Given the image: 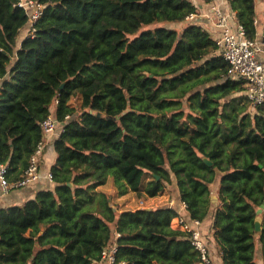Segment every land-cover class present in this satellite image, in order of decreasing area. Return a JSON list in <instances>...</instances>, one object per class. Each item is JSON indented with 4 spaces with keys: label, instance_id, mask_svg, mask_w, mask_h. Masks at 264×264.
<instances>
[{
    "label": "trees",
    "instance_id": "trees-1",
    "mask_svg": "<svg viewBox=\"0 0 264 264\" xmlns=\"http://www.w3.org/2000/svg\"><path fill=\"white\" fill-rule=\"evenodd\" d=\"M33 1L43 13L26 33L19 0H0V164L7 181L28 168L55 101L63 131L54 141L53 189L0 208V264H96L113 242L116 264H202L189 233L171 227L177 208L117 213L101 189L107 183L118 196L141 199L175 183L187 221L212 213L222 264H254L255 236L264 245V105L238 95L244 82L226 77L207 31L194 22L180 31L164 26L187 21L196 5ZM226 1L254 38L255 0Z\"/></svg>",
    "mask_w": 264,
    "mask_h": 264
},
{
    "label": "built area",
    "instance_id": "built-area-1",
    "mask_svg": "<svg viewBox=\"0 0 264 264\" xmlns=\"http://www.w3.org/2000/svg\"><path fill=\"white\" fill-rule=\"evenodd\" d=\"M17 6L23 8L28 15L26 33L34 32L33 24L42 16L43 6L33 0H19ZM211 13L214 24L219 31L214 39L217 52L227 65L226 77L244 82V95L253 107L264 105V66L259 59L264 52V21L258 23L255 20L257 31L254 38L249 39L245 36L244 30L240 25L237 26L235 33L231 31L229 15L222 13L218 8H213ZM194 15H190L187 20L193 19ZM56 103L57 101H55ZM41 128L42 140L31 155L29 166L19 180L8 182L6 179V167L0 164V186L4 192L27 186L39 180V160L46 140L52 136L58 137L63 131V126L52 113H49L42 122ZM46 179L52 182L50 172L46 175ZM167 202L168 207L176 208L174 199H170ZM139 204V207L145 208L143 201H139ZM185 209L186 205L180 201L179 208H177L178 215L172 220L171 227L188 232L190 243L198 253L200 262L202 264H212L210 249L203 237L201 222L198 220L187 221L181 214ZM117 237L118 234L114 233L113 240ZM116 251L114 242L104 247L101 253V260L96 264H116Z\"/></svg>",
    "mask_w": 264,
    "mask_h": 264
},
{
    "label": "crops",
    "instance_id": "crops-1",
    "mask_svg": "<svg viewBox=\"0 0 264 264\" xmlns=\"http://www.w3.org/2000/svg\"><path fill=\"white\" fill-rule=\"evenodd\" d=\"M191 1L198 8V12L194 15L193 19L191 20L188 19L187 23L194 22L198 24L203 30L207 31L213 39H215L219 31H218V28L214 24V20L212 19L211 12L213 8H218L222 13L230 16L229 26L233 33L236 32L237 26L239 24L237 23L235 12L231 10L226 0H191ZM255 12H256V21L258 23L264 21V0H255ZM185 22L179 23V24H184ZM24 36H25V33H24V30H22L21 35L18 38L17 45H19L20 41L22 40ZM259 59L264 66V52L260 55ZM238 95L244 96V91H242ZM55 106L56 104L54 102L50 110V113H52L53 115H54ZM55 138L57 137L52 136L46 140L44 150L39 160L40 178L38 181L33 182L21 188L11 189L7 192H4L0 186V208H7V207L15 206V205H21L24 202L33 199L38 191L43 190V189H53L54 184L53 182H49L46 179V175L50 172V168L54 165L55 160H56V153L54 150ZM101 189L107 192L109 191L105 189L104 186H102ZM210 189L212 192V196L215 198V201H216L213 206H216L217 199H218L216 183L210 185ZM166 192L167 191L165 190L162 194L158 195L155 198H151V199L147 198V201H154V200H159L161 202L168 201L169 198ZM118 198L120 199L121 196ZM173 199L176 202L175 207L179 208L180 199H179V194H178L175 183H173ZM167 204L168 202L164 203L163 205L156 206V207L167 206ZM145 208H154V207L148 206ZM260 219H261V216H260ZM211 223H212V213H210L208 217L203 222H201L202 233L206 235V239L209 241V249L211 253L212 264H222L220 255L218 253V249L215 245V242L212 237V232L210 230ZM253 261H254V264H264V245L260 242L258 235L255 236V245L253 249Z\"/></svg>",
    "mask_w": 264,
    "mask_h": 264
},
{
    "label": "rangeland",
    "instance_id": "rangeland-1",
    "mask_svg": "<svg viewBox=\"0 0 264 264\" xmlns=\"http://www.w3.org/2000/svg\"><path fill=\"white\" fill-rule=\"evenodd\" d=\"M187 23V21L185 22ZM184 24H164V26L166 27H170V28H175L176 30L180 31L183 26L185 25ZM157 24H153V25H150V26H147V27H143L141 30H144V29H152L154 27H156ZM72 102L75 104V105H78V101L76 99H73ZM104 188L109 190V196H110V199H111V204L112 206L114 207V209L116 210L117 213L123 211V210H135V209H138L140 204H139V200L140 201H143L144 202V207H148V206H151V207H156V206H159V205H163L164 203H166L167 201L165 202H161L159 200H154V201H147V199H141L139 198L136 194L134 193H127L123 196H121V198L119 199L118 197V194L116 193V191L114 190V188H112L110 186L109 183H107L106 185H104ZM166 193H167V196L170 199H173V189L171 186L167 187L166 188ZM151 199V198H149ZM259 210V209H258ZM257 210V211H258ZM260 239V237H259ZM261 242V241H260ZM255 245V243H254Z\"/></svg>",
    "mask_w": 264,
    "mask_h": 264
},
{
    "label": "water",
    "instance_id": "water-1",
    "mask_svg": "<svg viewBox=\"0 0 264 264\" xmlns=\"http://www.w3.org/2000/svg\"><path fill=\"white\" fill-rule=\"evenodd\" d=\"M100 114H98L99 116ZM204 162L207 164V165H211V162L208 161L207 159H204ZM68 186H71L70 183H68ZM261 209H263V207H261L258 211H257V217L255 218L254 220V231L257 232V233H260L261 230H262V227H261V219H260V214H261Z\"/></svg>",
    "mask_w": 264,
    "mask_h": 264
}]
</instances>
